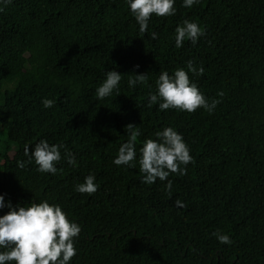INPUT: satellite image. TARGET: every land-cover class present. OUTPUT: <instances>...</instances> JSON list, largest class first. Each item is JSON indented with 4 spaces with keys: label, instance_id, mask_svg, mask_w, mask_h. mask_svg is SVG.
Wrapping results in <instances>:
<instances>
[{
    "label": "trees",
    "instance_id": "1",
    "mask_svg": "<svg viewBox=\"0 0 264 264\" xmlns=\"http://www.w3.org/2000/svg\"><path fill=\"white\" fill-rule=\"evenodd\" d=\"M181 5L153 15L147 33L125 0H13L0 11V194L14 206L60 203L82 229L71 264H264V0ZM184 19L205 35L176 48ZM188 60L203 66L190 79L219 101L215 110L147 107L160 71ZM110 70L122 74L119 96L97 99ZM134 74H148L146 84L129 88ZM43 98L54 106L43 108ZM130 123L141 132L137 160L163 127L183 134L193 160L184 175L170 174V192L167 181L142 183L138 163H112ZM40 139L65 145L77 164L61 149L56 175L34 161L18 168ZM90 172L97 191L75 192ZM217 230L232 244H220Z\"/></svg>",
    "mask_w": 264,
    "mask_h": 264
},
{
    "label": "clouds",
    "instance_id": "2",
    "mask_svg": "<svg viewBox=\"0 0 264 264\" xmlns=\"http://www.w3.org/2000/svg\"><path fill=\"white\" fill-rule=\"evenodd\" d=\"M13 0H0V11ZM131 15L139 25L141 33H147L149 21L156 17L173 16L176 13V0H125ZM200 0H182V7L192 8ZM175 47L181 48L185 40L195 45L205 35L202 26L194 20L184 19L175 28ZM149 38L158 39V33L151 32ZM138 67V66H137ZM203 66L196 67L193 60L185 62L183 67H177L172 74L161 70L155 81V93H148L147 107L158 104V110L175 109L193 113L198 108L212 112L219 101L209 99L199 89L197 83L190 79L192 75H202ZM148 74H134L128 79L127 86L135 88L145 85ZM122 74L116 70L105 72V78L95 90L97 99H104L116 92L119 96ZM149 87H151L149 85ZM43 108H52L55 101L43 98ZM127 141L118 149V155L112 163L116 166L134 168L139 164L142 173V183L154 184L157 180L167 181L165 188L172 189L170 174L184 175L187 165L192 162L191 150L185 142L183 134L171 126H165L155 132V139H144L139 148L137 160L136 141L141 135L138 126L128 124L125 128ZM61 149H64L63 159L71 165L77 164L76 156L67 150L63 144H50L46 139H40L34 145L24 147L27 160L17 161V167L24 169L28 163L35 162L37 171L56 175L57 164L62 160ZM96 176L89 173L83 182L74 185V191L81 194H93L98 189ZM37 201V200H36ZM175 207H184L183 201L177 199ZM7 208L6 214L0 215V264H71L77 255V240L82 231L81 225L72 220L69 214L58 202L50 203L48 199L22 205L5 201V195L0 194V210ZM220 244L231 245L228 234L220 230L212 233Z\"/></svg>",
    "mask_w": 264,
    "mask_h": 264
}]
</instances>
